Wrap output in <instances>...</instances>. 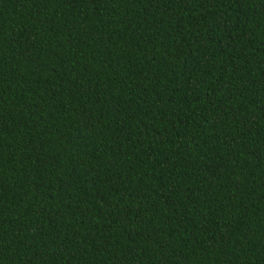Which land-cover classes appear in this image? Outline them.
<instances>
[{"label":"trees","instance_id":"trees-1","mask_svg":"<svg viewBox=\"0 0 264 264\" xmlns=\"http://www.w3.org/2000/svg\"><path fill=\"white\" fill-rule=\"evenodd\" d=\"M0 264H264V0H0Z\"/></svg>","mask_w":264,"mask_h":264}]
</instances>
